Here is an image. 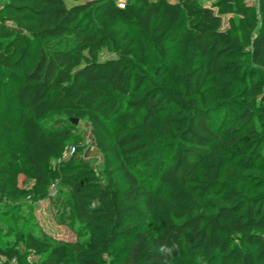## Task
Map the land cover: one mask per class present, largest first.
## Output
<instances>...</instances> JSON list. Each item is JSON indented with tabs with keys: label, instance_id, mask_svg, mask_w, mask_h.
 Wrapping results in <instances>:
<instances>
[{
	"label": "trees",
	"instance_id": "16d2710c",
	"mask_svg": "<svg viewBox=\"0 0 264 264\" xmlns=\"http://www.w3.org/2000/svg\"><path fill=\"white\" fill-rule=\"evenodd\" d=\"M256 3V12L240 0L0 5V65L15 84L29 176L41 181L46 166L88 235L86 244L30 236L37 264H104L126 239L120 264H264V0ZM102 47L114 56L99 59ZM12 114L10 103L0 109V140ZM59 114L88 120L100 172L80 157L71 125H43ZM35 182L21 195L44 199ZM0 261L26 256L8 245Z\"/></svg>",
	"mask_w": 264,
	"mask_h": 264
},
{
	"label": "rangeland",
	"instance_id": "374dc122",
	"mask_svg": "<svg viewBox=\"0 0 264 264\" xmlns=\"http://www.w3.org/2000/svg\"><path fill=\"white\" fill-rule=\"evenodd\" d=\"M5 0H0V5ZM83 0H66L68 5ZM174 2L175 0H168ZM216 0H198L201 5H212ZM243 6L250 7L251 12L257 11V3L250 0H240ZM229 15L221 16V27L228 26ZM235 21L237 20L234 18ZM114 56V53L102 47L97 57L105 59ZM15 84L7 75V70L0 65V109L6 104L12 105V121L6 126L0 140V247L14 245L26 256L25 264H37L39 256L27 247L30 236L41 237L46 235L52 239L62 241L78 240L83 244L88 241L87 231L71 215L68 201V191L56 180L46 175V166L42 168V180L35 182L29 176L31 167L26 159L27 146L21 142L19 126V109L14 97ZM58 118L71 125L73 133L81 138L84 148L80 157L88 160L100 172L102 167L101 155L93 142L92 128L85 117L73 118L66 114L54 115L42 120L44 126L49 127ZM231 123V121H230ZM229 123V124H230ZM8 177L9 180H8ZM12 177V178H11ZM7 181V182H6ZM35 182L37 188L46 192L44 199L33 201L21 195L23 190ZM129 240H123L112 246L104 256V264H120L124 257ZM1 264V261H0ZM13 264V263H12ZM64 264H76L64 262Z\"/></svg>",
	"mask_w": 264,
	"mask_h": 264
},
{
	"label": "built area",
	"instance_id": "2783aa9c",
	"mask_svg": "<svg viewBox=\"0 0 264 264\" xmlns=\"http://www.w3.org/2000/svg\"><path fill=\"white\" fill-rule=\"evenodd\" d=\"M250 1L256 3L258 0H250ZM73 150H74V146H71V145H70V146L68 147L67 151H66V154H70V153H72Z\"/></svg>",
	"mask_w": 264,
	"mask_h": 264
},
{
	"label": "water",
	"instance_id": "95a60500",
	"mask_svg": "<svg viewBox=\"0 0 264 264\" xmlns=\"http://www.w3.org/2000/svg\"><path fill=\"white\" fill-rule=\"evenodd\" d=\"M72 120H73V122H74V123L77 121V119H76V118H73Z\"/></svg>",
	"mask_w": 264,
	"mask_h": 264
}]
</instances>
